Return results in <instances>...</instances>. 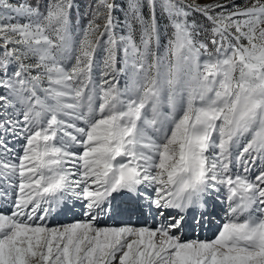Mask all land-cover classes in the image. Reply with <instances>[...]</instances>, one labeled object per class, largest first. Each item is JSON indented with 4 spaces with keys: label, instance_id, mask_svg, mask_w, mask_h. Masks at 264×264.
<instances>
[{
    "label": "snow or ice",
    "instance_id": "obj_1",
    "mask_svg": "<svg viewBox=\"0 0 264 264\" xmlns=\"http://www.w3.org/2000/svg\"><path fill=\"white\" fill-rule=\"evenodd\" d=\"M0 264H264V0H0Z\"/></svg>",
    "mask_w": 264,
    "mask_h": 264
},
{
    "label": "bare ground",
    "instance_id": "obj_2",
    "mask_svg": "<svg viewBox=\"0 0 264 264\" xmlns=\"http://www.w3.org/2000/svg\"><path fill=\"white\" fill-rule=\"evenodd\" d=\"M78 216H76L75 218H77ZM222 217H223V212L220 213V215L216 216L215 217V222L209 226L208 228L206 229H202L201 230V235L202 233H204V235L202 236H205V237H210L211 235H214L215 232L217 231L218 227L220 226V224L222 223ZM73 219V216L69 213L67 215H62V216H58V217H55L52 221H65V220H68V219ZM59 219V220H58ZM116 222V220H113V221H107V222H104V223H114Z\"/></svg>",
    "mask_w": 264,
    "mask_h": 264
},
{
    "label": "rangeland",
    "instance_id": "obj_3",
    "mask_svg": "<svg viewBox=\"0 0 264 264\" xmlns=\"http://www.w3.org/2000/svg\"><path fill=\"white\" fill-rule=\"evenodd\" d=\"M79 217H77L76 219H78ZM59 220V219H58ZM72 218L71 219H68V220H65V221H60V222H58V221H51V225L52 226H55V225H57V224H63V223H69V222H72ZM222 222H223V220H222ZM118 223H120V222H118ZM118 223H113V224H118ZM202 235H204V233H202ZM200 236V235H199ZM188 238H197V237H195V236H189ZM199 239H205V240H208V239H212V238H214V235H211L210 237H205V236H200V237H198Z\"/></svg>",
    "mask_w": 264,
    "mask_h": 264
}]
</instances>
